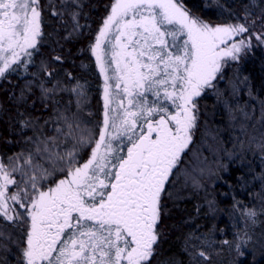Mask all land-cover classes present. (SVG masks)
Here are the masks:
<instances>
[{
    "label": "snow or ice",
    "instance_id": "1",
    "mask_svg": "<svg viewBox=\"0 0 264 264\" xmlns=\"http://www.w3.org/2000/svg\"><path fill=\"white\" fill-rule=\"evenodd\" d=\"M83 6L81 0H0V79L23 69L32 79L18 100L27 102L38 88L32 106L39 101L52 109L42 121L19 112L21 132L32 133L25 135L29 147L0 158V247L7 250L10 225L22 235L13 241L22 264H155L163 198H171L167 185L192 142L198 98L250 46L236 39L251 35L250 14L213 24L181 0H111L88 47L104 81L102 121L90 127L81 116L84 86L72 82L71 72L61 76L48 60L34 59L51 35L45 11L61 24L70 18L68 39L82 28ZM259 19L264 24V15ZM256 39L264 43V33ZM51 60L62 64L64 57ZM64 94L67 104L57 99ZM209 207L214 211L212 202ZM243 215L245 229L257 225L255 209ZM235 250L244 255L240 243ZM195 255L210 264L206 251Z\"/></svg>",
    "mask_w": 264,
    "mask_h": 264
},
{
    "label": "trees",
    "instance_id": "2",
    "mask_svg": "<svg viewBox=\"0 0 264 264\" xmlns=\"http://www.w3.org/2000/svg\"><path fill=\"white\" fill-rule=\"evenodd\" d=\"M81 2L84 6L78 19L82 28L68 39L63 37L67 35L65 28L71 31L70 18L65 16L67 23L61 24L45 11V32L51 35L45 36L41 53L34 59L37 65L42 58L48 60L61 76L71 72L72 82L79 81L84 86L87 102L81 116L94 127L102 121V79L88 47L111 0ZM181 2L194 15L213 24L242 21L245 12L249 13L251 35L243 34L242 38L250 46L238 60L226 62L213 81L215 87L198 98L192 142L167 185L171 198H163L165 212L159 225L163 235L155 264H209L195 255L201 250L210 255V264H264V149L259 147L264 144V43L256 39L264 33L259 19L264 15V0ZM253 19L255 24H251ZM57 54L64 57L62 64L51 60ZM29 71L35 72L36 67L30 66ZM31 79L23 69L0 79V158L4 160L29 147L25 135L32 133L21 132L18 113L42 121L52 111L41 109L39 101L32 106L38 88L29 94L27 102L18 100L21 89ZM57 99L67 104L70 97L64 94ZM72 109L75 111L74 103ZM82 155L86 158L87 150ZM209 202L214 211H210ZM246 208L259 213L257 225L249 224L247 229L243 215ZM4 230L12 233V239L3 241L6 251L0 247V264H22L21 246L13 242L22 241L20 230L10 225ZM226 239L232 243L224 245ZM236 243L241 244L243 256L237 254Z\"/></svg>",
    "mask_w": 264,
    "mask_h": 264
},
{
    "label": "rangeland",
    "instance_id": "3",
    "mask_svg": "<svg viewBox=\"0 0 264 264\" xmlns=\"http://www.w3.org/2000/svg\"><path fill=\"white\" fill-rule=\"evenodd\" d=\"M242 38V36L241 37H237L236 39L237 40H239V39H241ZM246 41V40H245ZM247 43V42H246ZM94 59V58H93ZM228 61H232V60H228ZM227 61V62H228ZM95 62V61H94ZM96 68H97V66H96ZM97 71H98V73H99V70H98V68H97ZM99 75H100V73H99ZM100 77H101V79H102V87H101V105H102V112H103V100H102V91H103V83H104V81H103V77L100 75ZM102 115V114H101ZM102 119V118H101ZM189 147V146H188ZM187 150V149H186ZM182 156H183V154H182ZM182 156H181V159H182ZM175 170V169H174ZM197 171V170H196ZM201 173V172H200ZM195 175H197L196 173H195ZM199 175V174H198ZM171 178V177H170Z\"/></svg>",
    "mask_w": 264,
    "mask_h": 264
}]
</instances>
